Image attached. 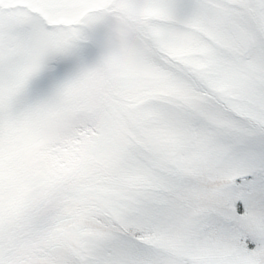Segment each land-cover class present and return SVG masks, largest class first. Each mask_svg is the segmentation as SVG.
Here are the masks:
<instances>
[{"label": "snow or ice", "instance_id": "snow-or-ice-1", "mask_svg": "<svg viewBox=\"0 0 264 264\" xmlns=\"http://www.w3.org/2000/svg\"><path fill=\"white\" fill-rule=\"evenodd\" d=\"M0 264H264V0H0Z\"/></svg>", "mask_w": 264, "mask_h": 264}]
</instances>
